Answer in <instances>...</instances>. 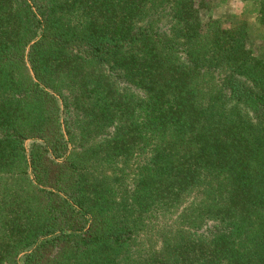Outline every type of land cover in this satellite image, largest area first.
<instances>
[{
    "label": "trees",
    "instance_id": "trees-1",
    "mask_svg": "<svg viewBox=\"0 0 264 264\" xmlns=\"http://www.w3.org/2000/svg\"><path fill=\"white\" fill-rule=\"evenodd\" d=\"M208 4L0 0V264H264V55Z\"/></svg>",
    "mask_w": 264,
    "mask_h": 264
},
{
    "label": "rangeland",
    "instance_id": "rangeland-1",
    "mask_svg": "<svg viewBox=\"0 0 264 264\" xmlns=\"http://www.w3.org/2000/svg\"><path fill=\"white\" fill-rule=\"evenodd\" d=\"M208 5L209 8L203 11L204 20L212 17L226 25L239 19L246 20L250 29L252 48L257 54L264 55V26L252 11L255 8L249 7L244 0H209ZM235 15H238V19Z\"/></svg>",
    "mask_w": 264,
    "mask_h": 264
}]
</instances>
